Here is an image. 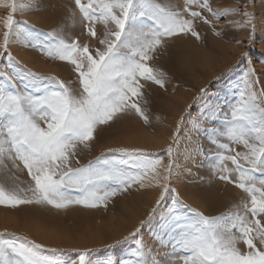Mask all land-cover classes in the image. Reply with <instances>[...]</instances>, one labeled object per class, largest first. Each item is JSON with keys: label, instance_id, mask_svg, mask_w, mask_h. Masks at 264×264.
I'll use <instances>...</instances> for the list:
<instances>
[{"label": "snow or ice", "instance_id": "snow-or-ice-1", "mask_svg": "<svg viewBox=\"0 0 264 264\" xmlns=\"http://www.w3.org/2000/svg\"><path fill=\"white\" fill-rule=\"evenodd\" d=\"M0 7L11 9L0 41V206L107 209L138 185L157 192L155 203L132 232L108 246L130 243L128 255L108 256L106 264H264V70L257 72L248 51L240 54L238 63L248 66L232 92L214 99L201 87L181 111L167 164L127 149H108L87 164L79 159L105 127L133 118L151 123L153 88L167 92L170 83L153 61L169 40L203 42L204 26L219 39L247 31V44L254 45L258 23L264 25L254 0L223 8H214L213 0H72L68 19L81 28L78 37L66 31L67 23L43 33L13 19L17 11H38V0H9ZM15 40L66 62L74 80L21 65L10 51ZM198 107L204 110L193 117ZM182 156L199 158L193 167L207 166L209 182L233 186L243 194L240 200L215 215L184 202L172 187ZM25 170L27 182L20 178ZM145 230L155 246L145 241ZM6 235L0 233V264H54L43 255V244ZM72 251L76 256L68 264H92L99 250Z\"/></svg>", "mask_w": 264, "mask_h": 264}, {"label": "rangeland", "instance_id": "rangeland-1", "mask_svg": "<svg viewBox=\"0 0 264 264\" xmlns=\"http://www.w3.org/2000/svg\"><path fill=\"white\" fill-rule=\"evenodd\" d=\"M9 0H0L7 3ZM28 3L29 0H24ZM237 0H213L214 8L235 6ZM39 10L17 11L13 19L19 22H27L39 32H49L65 23L69 25L66 31L73 37L80 36L81 28L72 26L68 19V8L72 7V0H38ZM255 13L259 21L264 17V0H254ZM10 8L0 7V41L3 40V32L6 31L4 22ZM203 42L195 38L176 37L168 41L166 48L157 53L153 61L160 69L165 71L170 78L168 91L164 92L158 87L153 88L152 103L149 106L150 124H145L140 118L118 121L111 127H105L98 139L93 144L91 151H86L79 157L81 164H87L89 160L106 153L108 149L141 150L146 153L147 159H159L164 164L168 163L167 146L170 141V133L175 126V121L181 111L192 102V98L201 87L208 88V95L214 99L223 98L225 93L232 92L240 81L242 71L247 68V62L238 63L240 54L248 51L257 72L264 70V25L258 23L255 34V44H247V31L235 29L225 39L215 37L212 32L202 26L200 29ZM83 39L84 37H80ZM15 39V38H14ZM237 40L243 43L237 44ZM10 51L21 65H25L33 72L43 75L56 76L61 80L73 81L74 75L66 62L54 61L42 55L34 47L22 40H15ZM234 70L229 72V69ZM4 62L0 61V68ZM264 80V76L261 77ZM179 85V87H176ZM198 107L193 112V117L203 112ZM160 119L157 120L156 118ZM189 129H185L187 139ZM207 147V141L204 142ZM116 158H128L124 153H116ZM197 161H187L182 156L178 162V172L175 183L172 184L180 192L181 199L193 207H199L208 215H215L227 210L230 205L238 202L243 195L238 189L223 182H209L207 166L193 167ZM192 169L189 175L187 169ZM197 172L199 175H197ZM203 177L201 180L200 178ZM21 180L27 182L25 172L20 174ZM157 192L150 189H139L133 186L128 194L114 197L107 209H85L75 206L67 210H57L38 205H22L19 209H10L0 206V233L7 232L4 237L8 240H17L18 237L27 236L31 240L44 245L43 255L51 259L54 264H68L69 258L76 256L75 250L98 249L93 252L90 259L92 264H106L108 256L126 257L130 243L122 244L116 248H109L117 240H123L132 232L139 221L144 219L155 203ZM110 226L111 230L107 229ZM39 227V228H38ZM38 234L36 235V231ZM43 229L46 232H54L58 235L52 240L41 235ZM98 229V230H96ZM126 229V230H125ZM41 232H40V231ZM47 230V231H46ZM93 231L103 235L101 245H84L81 239L87 237V232ZM155 231V230H153ZM15 233L16 236L11 234ZM89 235V234H88ZM152 233L144 232L147 243L155 246L151 238ZM71 241H75L71 243ZM80 244H77V242ZM243 248L244 246L241 245ZM55 250V251H52Z\"/></svg>", "mask_w": 264, "mask_h": 264}, {"label": "bare ground", "instance_id": "bare-ground-1", "mask_svg": "<svg viewBox=\"0 0 264 264\" xmlns=\"http://www.w3.org/2000/svg\"><path fill=\"white\" fill-rule=\"evenodd\" d=\"M39 228V227H38ZM34 229V228H33ZM107 229L110 231L111 230V228H110V226H107ZM37 229L35 228L34 229V232L36 231ZM41 230H43V229H41ZM96 230H98V229H96ZM126 230V229H125ZM40 231V230H39ZM47 231V230H46ZM41 232V231H40ZM36 233V235L39 233L38 232V230L35 232ZM89 234V235H88ZM42 236H43V239L45 238H48V240L50 239V240H52L53 238L55 239L56 237H57V239H58V235L57 234H54V232H46L45 233V231L43 230V232H42V234H41ZM49 236H53V238H50ZM52 240V242L54 241V242H56L55 240ZM103 239H104V237H103V235H101L100 233H98V232H91V231H89V232H87V237L86 238H84V239H81L80 240V242L83 244V242H85V244L84 245H101L102 243H103ZM47 240V239H46ZM47 240V241H48ZM49 240V241H50ZM73 242H75V241H73ZM72 241H71V243H73ZM77 242V244H80V243H78V241H76Z\"/></svg>", "mask_w": 264, "mask_h": 264}]
</instances>
